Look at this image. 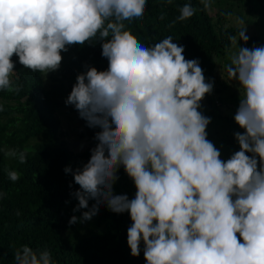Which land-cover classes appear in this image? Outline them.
Listing matches in <instances>:
<instances>
[{
  "label": "clouds",
  "instance_id": "obj_1",
  "mask_svg": "<svg viewBox=\"0 0 264 264\" xmlns=\"http://www.w3.org/2000/svg\"><path fill=\"white\" fill-rule=\"evenodd\" d=\"M146 9L147 0H0V90H22L13 82L14 55L46 77L71 46L102 41L107 69L85 65L65 100L100 129L90 159L75 171L64 168L79 185L73 212L86 209L69 224L91 221L106 205L130 214V254L139 257L143 243L146 264H264V45L241 46L250 39L245 28L229 36L239 49L229 52L225 80L239 83L234 121L244 131L233 133L239 150L224 160L208 139L211 117L200 111L214 80L173 36L150 45L138 40L128 25ZM195 11L184 4L176 20ZM4 155L27 163L25 151ZM121 167L134 198L114 191ZM8 178L20 177L10 170ZM14 264L53 261L48 250L22 245Z\"/></svg>",
  "mask_w": 264,
  "mask_h": 264
},
{
  "label": "trees",
  "instance_id": "obj_2",
  "mask_svg": "<svg viewBox=\"0 0 264 264\" xmlns=\"http://www.w3.org/2000/svg\"><path fill=\"white\" fill-rule=\"evenodd\" d=\"M184 4H191L195 14L177 21L179 9ZM128 27L145 45L173 36L174 43L185 47V58L199 59L204 74L209 77L216 69L215 56L233 47L229 36L237 35L238 38V32L245 28L217 26L201 0H147L143 19ZM245 31L250 39L247 43L241 40V46L264 45V35ZM239 43L236 44L238 48ZM101 44L102 41L71 46L67 52H62L59 70L49 72L46 77L24 68L18 56H13L17 71L13 82L22 85V90L18 94L0 90V105H3L0 111V264H14V251L22 245L38 251L48 250L53 264H146L143 243L139 257L130 254L127 229L132 221L128 212L117 214L105 205L91 221L69 224L73 215L81 216L86 209L73 212L78 200L71 193L79 185L64 168L71 165L75 171L90 159V149L96 144L93 137L100 129L89 128L71 105L81 120L78 136L87 140L83 147L74 148L64 137L58 105L51 101L47 79L52 88H60L67 98L77 75L86 71L85 65L107 69L108 61L101 55ZM200 111L208 114L211 120L225 118L231 127L244 131L235 123L234 115L229 118L219 114L210 95L207 106L202 105ZM10 149L25 151L27 163L4 155ZM10 170L19 174V180L13 182L8 178ZM118 175L115 193H126L130 199L134 198V182L123 167ZM93 203L90 201L89 206Z\"/></svg>",
  "mask_w": 264,
  "mask_h": 264
},
{
  "label": "rangeland",
  "instance_id": "obj_3",
  "mask_svg": "<svg viewBox=\"0 0 264 264\" xmlns=\"http://www.w3.org/2000/svg\"><path fill=\"white\" fill-rule=\"evenodd\" d=\"M208 10L217 26H242L250 34L264 35V0H210ZM247 47L252 48L254 46L249 45ZM238 49L235 45L225 54H217L215 56L217 63L214 74L211 77L207 73L205 74L207 80H214V88L213 92L207 94L203 99L202 105L207 106V96L210 95L218 106L219 114L229 118L235 114L239 105L240 86L238 81L225 80L228 79L225 66L230 63L229 52H236ZM44 81L46 83L45 78ZM47 81L51 101L54 105H58L57 114L60 117L64 137L74 148L83 147L87 144V140L78 136L82 128L81 120L72 106L65 104L66 97L63 90L52 88L50 80L47 79ZM236 131L222 117H217L216 121L211 120L208 125V139L221 151L222 159L230 157L234 151L239 150V144L233 135Z\"/></svg>",
  "mask_w": 264,
  "mask_h": 264
}]
</instances>
